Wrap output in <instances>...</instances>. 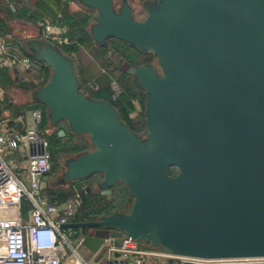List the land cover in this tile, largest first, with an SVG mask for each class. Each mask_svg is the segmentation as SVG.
<instances>
[{
  "label": "water",
  "instance_id": "water-1",
  "mask_svg": "<svg viewBox=\"0 0 264 264\" xmlns=\"http://www.w3.org/2000/svg\"><path fill=\"white\" fill-rule=\"evenodd\" d=\"M75 1L97 12L90 34L99 47L120 40L157 63L122 69L145 97L140 135L110 101L80 91L57 44L26 42L32 67L51 70L34 103L93 147L68 157L53 186L102 174L103 196L122 183L132 198L126 212L61 228L93 229L83 245L94 254L125 237L173 257H264V0H153L143 20L128 0Z\"/></svg>",
  "mask_w": 264,
  "mask_h": 264
},
{
  "label": "built area",
  "instance_id": "built-area-1",
  "mask_svg": "<svg viewBox=\"0 0 264 264\" xmlns=\"http://www.w3.org/2000/svg\"><path fill=\"white\" fill-rule=\"evenodd\" d=\"M58 25L46 19L43 38L55 44L56 41H64L67 28L60 22ZM8 48L4 41L0 42L2 69L20 72L35 70L32 57L15 55ZM111 89L117 96L121 94V86L117 82H113ZM30 115L37 125L43 120L42 109H34ZM8 123L9 120H0V264H64L69 252L75 254V264H91L77 252L78 247L84 246L85 231L61 228L62 224L80 222L78 217L84 206L83 193L75 187L72 196L64 202L44 197L42 183L53 166L49 143L35 128H27L24 132L11 131ZM42 148L44 151H41ZM14 153L26 157L25 178L19 177L7 161V156ZM82 188L88 193V186L82 184ZM88 231L94 232L93 229ZM141 243L125 237L120 243L108 239L102 248L106 249L109 258L106 264H264V257H173L159 249H145ZM110 255L117 258L110 259ZM97 256L94 254L92 260Z\"/></svg>",
  "mask_w": 264,
  "mask_h": 264
},
{
  "label": "rangeland",
  "instance_id": "rangeland-1",
  "mask_svg": "<svg viewBox=\"0 0 264 264\" xmlns=\"http://www.w3.org/2000/svg\"><path fill=\"white\" fill-rule=\"evenodd\" d=\"M131 4L133 11H134V17L137 20H143L146 16V6L150 4L153 0H128ZM116 7L119 8L122 0H115ZM79 9L81 10V7L79 6ZM59 11H63L65 14H69L68 9L60 10L59 8H53V12H48L50 16L56 17L58 15ZM83 13H89L93 18L96 16V11H88V10H81ZM92 18L91 24L94 22ZM11 21H14L16 23H13V27L11 28L12 32L13 30L17 31L20 29V21L21 19H18L17 16H11ZM67 21L70 26H72L73 30H71V33L65 38L64 41H56V44L63 49L64 51H71V49H75L78 52V54L72 56V59L75 63L77 75L81 81V84L83 85V91H90V90H101V89H110L113 82H117L119 86H121V99L132 98V104L134 105V111L132 112V117L137 120V122H140L143 120V114H144V106H143V98L141 100L142 95H140L139 89L134 83L133 79L128 76L125 72H123V67L126 65L124 64V61L119 59L118 53L115 52L114 49H112L109 45L107 54L103 55L100 51L98 45L93 40L91 34H90V27L88 31V27L86 29L81 27V22L75 21L72 16L67 17ZM71 22V23H70ZM14 28V29H13ZM14 32V33H15ZM75 43H71V42ZM73 44V45H72ZM73 46V47H72ZM131 52H135V49L130 48ZM148 56L153 57L152 63H157V59L152 54H147ZM146 56V55H143ZM146 57H141L140 61H144ZM119 63V64H118ZM124 64V65H123ZM43 76L46 77V79L49 78L51 75V70L48 67H45V69L40 72ZM24 79V78H23ZM19 78L18 76L15 77L13 82H24V80ZM45 79V80H46ZM10 83V82H9ZM11 84V83H10ZM19 84V83H18ZM38 89V88H37ZM35 91V90H34ZM34 91L30 92L29 90H24L20 87V85L15 86L13 84L9 85L8 83H3L0 86V103H3V105L6 102L11 103V105L15 106H22L26 103L33 102L32 93ZM31 96V99H30ZM21 104V105H20ZM27 105V104H26ZM39 107L43 110V121L38 125V132L42 134L46 138V140L49 143L48 150L52 154V164H53V172H51L50 175H48L46 179H48L49 186L42 191V194L44 197L49 198V200H53L51 191L53 189V184L59 180L62 173L65 170L64 163L68 156V149L79 146L80 144L84 147H87V150H92L93 147L90 142V137L87 135H77L75 138L71 139L73 142L71 144L68 143L67 140H69V137L67 134L69 133V126L66 122H63L60 126L63 127L64 131L66 132L65 137H60L59 134L56 132L59 130L60 126L53 127L50 124V121L48 122V110L45 106L39 105ZM140 135H144V131L140 133ZM59 137L62 139V141H59ZM75 143H78L79 145H75ZM21 155V154H19ZM22 159V156H19ZM103 176L102 174H96L93 175L88 182L84 184L85 186H88L90 189L94 191V193H100L99 183L102 180ZM76 188H78L79 191L83 193L84 202L85 200H92L93 196L90 192L89 194L86 193L82 185H77ZM118 191H115L114 197H118ZM100 195V194H99ZM104 200H107V197L104 195H100ZM25 203V202H24ZM27 203H25V206ZM82 211L80 212V215L78 219L82 218ZM67 231V230H65ZM88 231L85 230V232ZM141 246L145 249L152 248L147 243H141ZM81 251V254L86 257V259L90 260L93 258L94 253L92 251H88L87 248H81L79 252ZM76 257V256H75ZM75 257L74 255L69 252L68 257L65 260V264H75ZM117 258L115 255H110V259ZM152 260V258H149ZM109 261L107 251L106 249L102 250L100 253H98L97 258L95 260L91 261V264H106ZM158 261H167L159 259Z\"/></svg>",
  "mask_w": 264,
  "mask_h": 264
},
{
  "label": "crops",
  "instance_id": "crops-1",
  "mask_svg": "<svg viewBox=\"0 0 264 264\" xmlns=\"http://www.w3.org/2000/svg\"><path fill=\"white\" fill-rule=\"evenodd\" d=\"M53 8H59L60 10L68 9L69 14L59 11L56 17H52L48 12H53ZM69 15L74 17L76 19L75 21H80L82 23V28L86 27L87 29L88 27L89 31L93 17L89 13L81 12L75 0H0V23L2 22L6 25L3 31L0 30V42L4 41L8 45L9 51L15 55L28 56L27 53L30 54V50L26 42L32 38H43L42 30L46 19L52 21V23L57 26H59V22L61 26H65L67 28V35L65 37H67L71 33V30H73V27L70 26L67 21ZM11 16H17L18 19H21L19 25L21 27L17 31V34L15 32L16 30H13V32L11 31L13 27L12 24L16 23L11 21ZM59 16L62 18L59 19ZM57 21L59 22L57 23ZM44 69L45 67L43 70ZM6 71L12 80H14L16 76L21 79L24 78V82H18L19 84L14 81L16 83L15 86L20 85L24 90H29L30 88V92L41 87L46 79V77L40 73L42 71L38 70H28L26 72H20L19 70ZM26 104L22 106H13L9 102H6L4 105L0 103V120H9L8 128L11 131L24 132L27 128H35L38 131L39 124H35L30 112L34 109L41 108L35 106L34 101H30V103ZM19 156H21L19 153L8 155L7 161L19 177L25 178L27 171L26 157L21 159ZM45 181L48 182V179ZM83 247L86 248L85 246ZM83 247H78L77 252L79 256L85 262H91L92 258L88 260L81 254V251L79 252ZM73 255L75 257V254Z\"/></svg>",
  "mask_w": 264,
  "mask_h": 264
},
{
  "label": "trees",
  "instance_id": "trees-1",
  "mask_svg": "<svg viewBox=\"0 0 264 264\" xmlns=\"http://www.w3.org/2000/svg\"><path fill=\"white\" fill-rule=\"evenodd\" d=\"M73 19L76 20L74 17H72V21H73ZM5 27H6V25L1 22L0 23V30L3 31V29ZM109 45H111L110 47L112 49H114L116 53H118L119 59L124 61V62L130 63V64H149V63H151V60H150L151 56H148V55L145 56L146 59L144 60V62H138L139 55H142V54H140L135 48L125 44L124 42H122L120 40H116V39H110L108 41V45L106 47H99L98 46L103 55L107 54V52L109 51L108 50ZM130 48L135 49V52H131ZM78 52L79 51H77L75 49H71V51H69V52L64 51V53H66L71 58H72V56L78 54ZM27 55L32 57L31 54H29V53H27ZM76 73H77V71H76ZM50 76L48 79H46L42 83L41 86H44L45 84L48 83ZM9 82L13 85L16 84L9 77L7 71L0 67V86L3 83L4 84L8 83L9 85H11ZM80 91L83 94H88L93 99H99V100L103 99V100L110 101L117 108L119 115H120L123 122L128 123V124L134 123L133 122L134 120L131 117V114L134 111V105L131 102L132 98L131 99H129V98L121 99L122 97H121V95H119L116 99H114L115 96H117V95L112 91L111 88L110 89L104 88L101 90L83 91V85L81 84V81H80ZM144 101H145V97L143 95V103H144ZM39 105L40 104L35 103V106L39 107ZM143 106H144V104H143ZM48 122H49V117H48ZM62 123H60L58 126H60ZM134 124L136 125V127L133 130L135 132L137 131L136 133L140 134L142 131H145L144 116H143V121L141 120V122L134 123ZM60 130H64L63 127L60 126L59 130L56 132V134ZM67 136L69 137V140H67V141L69 144H71L73 142L71 139L75 138L77 135H75L71 131H69ZM59 141L60 142L62 141V139L60 137H59ZM75 145H79V144L75 143ZM88 151H90V150L89 149L87 150V147H84L83 145L80 144L79 146H74V147L68 149L67 158L72 157V156H78V155L85 153V152H88ZM51 172H53V166H52ZM51 172L48 175H50ZM171 172L173 175H176L178 173L176 168H172ZM88 180H87V182H88ZM76 186H77L76 184H72V185L67 186V187H58V188L53 187L54 190H52L50 192L52 195V198H53L52 201H58V202L66 201L68 198H70L72 196L74 188ZM115 191H118L117 192L119 195L118 197H114ZM87 192H88V194L90 192L92 193L93 199L92 200H85L84 206L82 208V213H81L82 218L78 219L79 221H95L102 216L112 215V214L117 213V212H126L132 203V198L122 183H118L113 188L112 196L110 198L108 196H106L107 200H104L100 196V195H102L101 192L99 193L100 195L98 193H94V191L92 189H90L89 187L87 189Z\"/></svg>",
  "mask_w": 264,
  "mask_h": 264
},
{
  "label": "flooded vegetation",
  "instance_id": "flooded-vegetation-1",
  "mask_svg": "<svg viewBox=\"0 0 264 264\" xmlns=\"http://www.w3.org/2000/svg\"><path fill=\"white\" fill-rule=\"evenodd\" d=\"M141 57H145V56H143V55H139V60H138V62H142V61H140V58ZM150 60H151V62H153V57L151 56L150 57ZM144 62V61H143ZM139 89V88H138ZM139 92H140V95H142V96H140L141 97V100H142V98H143V92H142V90L141 89H139ZM143 116H144V114H143ZM131 117H132V114H131ZM132 119L134 120L133 122L134 123H138L137 122V120H135L133 117H132ZM143 121V120H142ZM141 122V121H140ZM134 123H129L132 127H133V129L136 127V125L134 124ZM137 132V131H136Z\"/></svg>",
  "mask_w": 264,
  "mask_h": 264
}]
</instances>
